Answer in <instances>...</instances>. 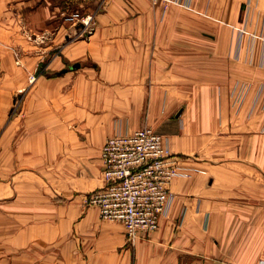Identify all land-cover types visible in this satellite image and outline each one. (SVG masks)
Returning <instances> with one entry per match:
<instances>
[{
	"label": "crops",
	"instance_id": "1",
	"mask_svg": "<svg viewBox=\"0 0 264 264\" xmlns=\"http://www.w3.org/2000/svg\"><path fill=\"white\" fill-rule=\"evenodd\" d=\"M4 27L0 264L264 260V214L244 188L246 169L264 171L244 162L246 140L264 154V0H0ZM146 125L191 175L171 182L160 226L130 242L87 198L105 183L106 140Z\"/></svg>",
	"mask_w": 264,
	"mask_h": 264
},
{
	"label": "built area",
	"instance_id": "2",
	"mask_svg": "<svg viewBox=\"0 0 264 264\" xmlns=\"http://www.w3.org/2000/svg\"><path fill=\"white\" fill-rule=\"evenodd\" d=\"M69 20H82L88 31L95 28L91 13L81 15L75 11ZM101 157L105 183L89 194L87 202L97 206L103 218L121 221L130 242L140 231L160 226L161 218L170 214L175 200L171 182L177 177L191 175L173 153L170 138L149 125L131 133L110 136ZM260 263L264 264V260Z\"/></svg>",
	"mask_w": 264,
	"mask_h": 264
},
{
	"label": "rangeland",
	"instance_id": "3",
	"mask_svg": "<svg viewBox=\"0 0 264 264\" xmlns=\"http://www.w3.org/2000/svg\"><path fill=\"white\" fill-rule=\"evenodd\" d=\"M13 30H14L13 27L0 28V35H4V34L13 35ZM20 30H21V34H23L26 37L30 36V34H31L30 29L28 27H26V26H22L20 28ZM44 65H45V62L40 64V68H43ZM33 76L36 79V76L35 75H33ZM248 142H249L248 140L245 141L246 154L244 156L245 157L244 162H246V163L257 162V163H261L264 166V154H261V156H255V159L247 154L248 153L247 152V147L249 146ZM263 143H264V139L262 138V144ZM222 146H224V145H222ZM208 154H210V153H208ZM233 154L234 153L229 154L228 156L218 155V156H211V157L213 159V162H218V163L226 162V160L235 161V160H232V159L236 158V156L234 158H232L231 155H233ZM209 156L210 155H206L207 158H209ZM222 157H224V158H222ZM181 160L183 161L182 158H180V161ZM57 173L58 172H53V174H54L53 182L56 181L55 177H56ZM226 173L227 174L231 173V171H222L220 173V177L221 178H226L225 177ZM244 173H245V183H244L245 187L244 188L246 190V197L252 198L255 203L259 202L260 206H261L260 214H264V188L260 186V184L264 186V171H251V170H247L246 169ZM259 182H260V184H259ZM233 184L236 185L235 183H233ZM2 222L4 224L9 225L10 227H12L13 223H14L12 218H7V217L6 218H2Z\"/></svg>",
	"mask_w": 264,
	"mask_h": 264
},
{
	"label": "bare ground",
	"instance_id": "4",
	"mask_svg": "<svg viewBox=\"0 0 264 264\" xmlns=\"http://www.w3.org/2000/svg\"><path fill=\"white\" fill-rule=\"evenodd\" d=\"M71 21V20H70Z\"/></svg>",
	"mask_w": 264,
	"mask_h": 264
}]
</instances>
